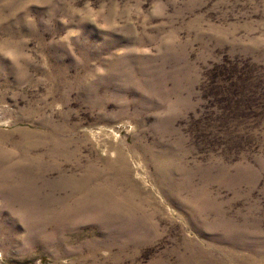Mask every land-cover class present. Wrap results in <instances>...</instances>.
Masks as SVG:
<instances>
[{"label":"rangeland","instance_id":"obj_1","mask_svg":"<svg viewBox=\"0 0 264 264\" xmlns=\"http://www.w3.org/2000/svg\"><path fill=\"white\" fill-rule=\"evenodd\" d=\"M0 264H264V0H0Z\"/></svg>","mask_w":264,"mask_h":264}]
</instances>
